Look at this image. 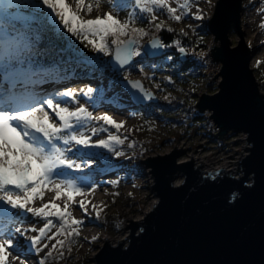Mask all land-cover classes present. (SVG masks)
<instances>
[{
	"label": "snow or ice",
	"instance_id": "6c2138e0",
	"mask_svg": "<svg viewBox=\"0 0 264 264\" xmlns=\"http://www.w3.org/2000/svg\"><path fill=\"white\" fill-rule=\"evenodd\" d=\"M41 3L59 17L67 32L81 43L88 40L94 51L114 56L115 63L122 68L131 64L134 57L142 55L141 41L149 36L144 28L135 27L138 20H143L136 9L148 14L149 26L157 32L164 30L163 21L155 23L159 10L165 11L168 18L177 23L188 15L197 20L204 18L203 10L198 6L199 0H110L117 16L129 6L133 10L123 21L111 12L83 19L78 12L84 10L91 14L93 3L85 5V0H75L76 11L72 13L70 25L67 16L70 9L64 0H55V3L53 0H0V72L11 74L19 71L14 62H18L28 38L16 25L29 23L22 17L34 13H26L25 10ZM95 6L99 11L100 0H95ZM193 7L196 8L195 13L192 12ZM167 31L173 29L167 28ZM181 34L187 35L183 30ZM108 36L114 37L111 44L106 42ZM89 37H98L100 43ZM149 42V55L156 54L154 49L172 47L156 36H151ZM174 45L181 54H187L188 50L179 40L174 41ZM130 83L132 88L144 91L140 81ZM96 91L92 87L81 89L86 98L81 103L77 90L72 88L39 99L15 90H0V264H15L17 260L20 264H28L27 253L38 255L48 249L53 240L56 243L52 244L46 257L63 258L64 250L71 251V243L80 236L85 220L93 213L95 219H100L102 207L88 200L99 185L91 173H85V169L92 167L97 158H103V154L94 149H106L116 156H124L125 153L117 148L123 146L127 138L109 132L106 127L93 126V122L99 124L103 121L104 125L119 133L125 123L117 122L106 112L94 115L89 110V105L93 109L97 105L92 95ZM145 94L151 98L149 93ZM102 131L108 133L107 138L93 140ZM131 146L134 147V143ZM111 183L117 184L118 181ZM46 192L54 195L44 203ZM37 201L41 202L39 206ZM73 205L77 208L73 209ZM74 210L81 212V218L73 215ZM28 214L39 218L43 226L38 227ZM26 223L31 226L24 227ZM39 264H48V260L42 257Z\"/></svg>",
	"mask_w": 264,
	"mask_h": 264
},
{
	"label": "water",
	"instance_id": "95a60500",
	"mask_svg": "<svg viewBox=\"0 0 264 264\" xmlns=\"http://www.w3.org/2000/svg\"><path fill=\"white\" fill-rule=\"evenodd\" d=\"M242 16L243 0H218L206 28L218 43L211 58L223 66L211 83L220 75L222 80L217 93L201 95L196 104L200 113H211L216 137L247 135L249 154L235 163L239 176L225 169L206 172V164L197 166L193 158L179 162L183 153L177 147L145 159L158 202L142 220L130 221L126 240L100 247L94 264H264V95L251 68ZM232 33L240 39L236 46ZM149 48L150 42L143 48L147 59L164 55V48L154 49V55ZM133 64L134 59L122 68L114 56L110 62L116 74ZM130 82L121 86L137 106L158 103L142 81L144 91Z\"/></svg>",
	"mask_w": 264,
	"mask_h": 264
},
{
	"label": "rangeland",
	"instance_id": "374dc122",
	"mask_svg": "<svg viewBox=\"0 0 264 264\" xmlns=\"http://www.w3.org/2000/svg\"><path fill=\"white\" fill-rule=\"evenodd\" d=\"M263 1L264 0H262L261 5L254 2L247 4L243 16L242 27L245 42L253 52L251 68L254 69L260 92L264 95ZM53 2L55 3V0H53ZM89 2L93 3V12L88 14L86 11L80 10L78 12L80 18L91 19L95 18L98 14L103 16L104 13L111 12L116 18L123 21L127 18L128 13L133 10L132 6H129L126 11H120L117 16L116 10L110 6V0H100L99 11L96 10L95 0H85V5ZM204 2L205 5H207V0H199L198 6L202 8ZM64 4L70 9V11L67 12V16L71 25L72 13L76 11L75 0H64ZM172 6L176 7L175 4ZM25 12L34 13V15L22 17V20L28 21L29 23L27 24L32 22V28L38 33L35 38L27 36L29 48H31L33 44L43 45V43H50V45L54 46L56 49L60 48L63 50V54H67V57H80L89 63L97 65L102 76L101 79L95 76H88L87 79L76 80L68 86L67 84L64 85V87L55 84L36 86L33 85L32 82L27 84V81L21 78L15 86L17 87L16 91L39 99L72 88L77 90V95L81 103H83L86 98L80 90L92 87L97 90L92 94L93 98L97 100V105L95 109L89 105V110L93 111L94 115L106 112L117 122H125L124 126L119 130V133H117L116 129L104 125L103 121L99 124L93 122V126L100 128L106 127L109 132L119 134L122 138H127L125 144L117 148V150L125 153L124 156H116L106 149H94L93 151L102 153L103 158H97L96 163L93 164L92 167L85 169V173H91L93 175V180L99 185L98 190L90 194L88 200L93 204L95 197L99 195L102 196V199L99 200L96 205L102 207L100 218L103 220L100 222V219H95L94 213L90 218H87L80 236L74 238V247H71V251L65 249L63 258L57 257L56 259H51L46 257V253L51 249L52 244L56 243V241L53 240L49 244V248L44 249V251L38 255L34 252L27 253L28 264H39L42 257L47 259L49 264H84L87 261H89V264H94L92 259L98 253L100 247L106 243V237H110L113 240L120 238L126 240L131 234L130 230L127 229L129 227L127 225L131 223L130 221L142 220L145 217L144 212L149 208L152 210L158 202L151 187L155 183L154 178L149 174L150 170H147L142 163L149 157L169 154L177 147V149H180V152L183 153L179 162L192 161V157H195L207 164V166L203 167L205 169L214 168L211 170L214 171L217 168H226V170L231 171V169L233 170L235 168V163L238 161L240 162L242 158H245L249 154L247 149H245L249 147L246 134H232L228 140L222 141L221 144H217L206 136L209 134L208 130H199V127L196 126L188 129V132L179 138L172 130L171 125L169 126V124H171L170 121L165 120V118H167L166 115H168L167 113H162L161 109L153 106V104L145 106L146 108L144 110L136 109L137 106L134 100L131 95L123 89L121 82L129 80L144 81V83L148 84L150 92L157 95L158 99L165 100L167 97L166 101H179L177 97L181 96L182 89L188 88V86L191 87L195 83H197V85H199V82L200 84L204 83L203 79H195L189 73H183L182 77L179 78L178 74L172 73L171 67L162 65L161 63L152 62L151 65H153V70L150 67H145V63L138 62V59L146 56L143 48L149 43L150 37L153 36V34H149L148 37H144L141 41L142 55L133 58L134 64L127 70L116 74L115 70L110 65L113 56L94 51L92 44H89L88 40H84L83 43H81L80 40L67 32V29L63 26L59 17H55V14L52 13L46 5L41 3L34 8L26 9ZM136 12L143 17V20H138L135 27L144 28L146 31L154 33V30H150L151 28L147 19L148 14L140 13L139 9H136ZM192 12H196L195 7L192 8ZM205 16L207 17L206 14H203L204 18L197 20L192 15H188L177 23L169 19L165 11L159 10L157 11L158 18L155 23L158 24L163 21L165 28H173L174 30H178L180 34L181 30H183V32L189 35L198 26L205 25ZM17 24L19 25L21 23ZM212 36L215 38L214 35ZM129 38L130 37H121V39ZM89 39H95L96 43H100L98 37H89ZM113 39L114 37L108 36L106 37V42L111 44ZM231 40L232 45L236 46L240 39L235 33H232ZM66 45L68 47L67 50ZM216 45L218 46V43ZM113 47L115 46L112 45V48ZM26 48L28 47H24V49ZM23 51H21L20 54L23 53ZM27 65H32L31 60L28 61ZM11 74L15 75L14 73ZM4 76L5 73L0 72V88L1 90L7 91L10 90L9 87L11 84L4 80ZM30 85L33 87H30ZM157 85H159V87H157ZM193 87L197 90L196 86ZM203 89L204 87H200L199 91H196V97L191 99V103H194L195 107L197 104L196 102H198L200 98L199 94ZM218 90L215 89L210 91L211 94H215ZM48 111L51 116L55 117V114L52 113L51 110ZM206 114L209 119L211 113ZM212 127L213 136H215L217 130L213 124ZM107 135V132L102 131L97 136H94L93 140L107 138ZM133 143L134 147L131 146ZM93 168L96 169V171L93 172ZM75 174L80 175V173ZM112 181H118V183L113 184L111 183ZM181 182L182 178H179L175 184H180ZM53 195L54 194L51 192H46L43 202L47 203ZM75 199L79 200L80 198L75 197ZM154 202L155 204H153ZM40 203V201H37V206H39ZM76 208L77 206L73 205V209ZM73 215L76 218H81L82 214L79 210H74ZM28 217L33 222H36L38 227L43 226V222L40 221L39 218H32L31 214H28ZM51 219L55 220V218ZM23 226L30 227L31 225L26 223ZM52 231L55 232L56 229ZM32 234L35 235L36 233ZM51 234L52 233H49V235ZM93 237H95V239H93ZM57 239H60V237ZM68 239L73 240L71 237ZM53 256H56L55 252ZM9 260H11V257H9ZM15 264H20V261L17 260Z\"/></svg>",
	"mask_w": 264,
	"mask_h": 264
},
{
	"label": "trees",
	"instance_id": "16d2710c",
	"mask_svg": "<svg viewBox=\"0 0 264 264\" xmlns=\"http://www.w3.org/2000/svg\"><path fill=\"white\" fill-rule=\"evenodd\" d=\"M32 24V22L30 24L21 23L19 25L17 24L16 27L22 29L23 33L28 37L35 38L38 33L32 28ZM150 30L153 31L154 28ZM150 32V35L153 34V36H158L161 41L167 45H172V47L164 48V55H162L161 58L150 60L145 56L144 58L138 59V62L145 63V67H150L153 70V65H151L152 62L167 65L171 67L173 74H178L179 78L182 77L183 73H189L195 79H203L198 57L206 52L211 40L206 28V23L205 25L198 26L189 35L180 34L178 30L174 29L173 31H167L165 27L164 30L159 32L155 30L154 33ZM176 40H179L181 45L188 50L187 54H181L178 48L175 47L174 41ZM27 47L28 48L24 49L23 53L19 55L18 63H16L19 71L14 73L15 75H8L7 79L20 77L27 80V84H30V82L36 86L55 84L58 86L62 85L61 87H64L66 84L68 86L76 80L87 79L88 76H95L101 79L102 75L97 65L89 63L80 57H67V54H63V50L60 48L56 49L54 46L50 45V43H43V45L33 44L31 48H29L27 44ZM67 49L68 47L66 50ZM21 56L22 58L20 59ZM168 57H171V59H168ZM30 60L32 65H29V67L27 64ZM158 71L164 72L161 70ZM142 82L145 88L148 89V84L144 83V81ZM193 86H196L197 90L194 89ZM193 86L182 89L181 96L177 97L179 101H166L167 99L162 100L159 98L158 103L153 104V106L161 109L162 113L168 114L165 120L170 121L171 124H169V126L171 125L172 130L179 138L185 135L188 129L198 126L199 130H208L209 134L206 136L209 139H212L213 142L217 144H221L222 141L228 140L231 134L225 138L213 136V127L207 114L199 113L194 106L195 104L191 103V99L193 97L195 98L197 95L196 91H199L200 87L203 88L205 83L200 84L199 82V85L195 83ZM30 87L33 86L30 85ZM145 108L146 107L143 106H137L136 109L144 110ZM160 117L163 118L162 116ZM102 220L103 219L100 218V222ZM74 241L75 239L71 243L72 248L74 247ZM84 264H89V261Z\"/></svg>",
	"mask_w": 264,
	"mask_h": 264
},
{
	"label": "built area",
	"instance_id": "2783aa9c",
	"mask_svg": "<svg viewBox=\"0 0 264 264\" xmlns=\"http://www.w3.org/2000/svg\"><path fill=\"white\" fill-rule=\"evenodd\" d=\"M207 1H208L207 5H205V2H206L205 1L204 5H202V8H201V6L199 7L203 10V14L207 15V17L205 16L206 17L205 23H208V21L213 16L216 4L218 2V0H207ZM253 2L258 4V5H261L262 0H243V16H244L245 8H246L247 4L253 3ZM263 3H264V1H263ZM243 16H242V25H243ZM210 37H211V40H210L208 49L206 50V52L203 55L198 57L199 63L201 65V71H202L204 83H205L204 89L199 94V97H201V95H203V94H211L210 90H215V89L218 90L219 84L222 80L221 75H220V76H218V78H216V80L214 82L211 83L212 77L215 76L217 73H219L222 70L223 66L219 62H214L213 58H211V49H214V47L217 46L216 45L217 43L215 42V38H213L212 35H210ZM207 86H208V88H207ZM215 93H217V92H215ZM196 110L199 112V110L197 108H196ZM216 130H217L216 132L218 133V129H216ZM217 133H216V135H217ZM237 166L239 167V165H236L235 168L233 169L235 176H239V173H237V169H236V168H238ZM228 168H229V166H228ZM222 169L226 170V168H221V169L217 168L214 171H220ZM214 171H211V172H214Z\"/></svg>",
	"mask_w": 264,
	"mask_h": 264
},
{
	"label": "bare ground",
	"instance_id": "6f19581e",
	"mask_svg": "<svg viewBox=\"0 0 264 264\" xmlns=\"http://www.w3.org/2000/svg\"><path fill=\"white\" fill-rule=\"evenodd\" d=\"M263 47H264V44H263ZM10 88H11V90H17L16 88H15V86H13V85H10ZM16 92H18V91H16ZM99 112V111H98ZM180 150V149H179ZM193 158V160L195 161V163H196V165H200L201 167L204 165V164H206V163H204L203 161H200L198 158H195V157H192ZM207 165V164H206ZM205 165V166H206ZM204 166V167H205ZM94 167V166H93ZM94 168H96V167H94ZM92 169L93 170V172L94 171H96V169ZM204 171H206L207 170V172H209V171H211V170H213L214 168H212V169H205V168H202ZM101 181V180H100ZM101 186V185H100ZM102 199V196L101 195H99V196H97V197H95V200L93 201V204H97L98 203V201L99 200H101ZM153 204H155V202L153 203ZM154 206V205H153ZM150 210V208L147 210V211H145L144 212V214L146 215L147 213H148V211ZM151 211V210H150ZM124 238H120V239H115V240H113L112 238H110V237H106L105 238V240H106V242L108 241H111L110 243H112V244H116V243H118V242H120V241H122Z\"/></svg>",
	"mask_w": 264,
	"mask_h": 264
},
{
	"label": "clouds",
	"instance_id": "9594fccd",
	"mask_svg": "<svg viewBox=\"0 0 264 264\" xmlns=\"http://www.w3.org/2000/svg\"><path fill=\"white\" fill-rule=\"evenodd\" d=\"M137 81H140V80H137Z\"/></svg>",
	"mask_w": 264,
	"mask_h": 264
}]
</instances>
